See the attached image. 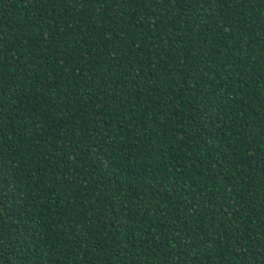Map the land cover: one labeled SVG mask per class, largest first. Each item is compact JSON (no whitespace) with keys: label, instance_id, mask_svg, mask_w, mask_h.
Segmentation results:
<instances>
[{"label":"trees","instance_id":"trees-1","mask_svg":"<svg viewBox=\"0 0 264 264\" xmlns=\"http://www.w3.org/2000/svg\"><path fill=\"white\" fill-rule=\"evenodd\" d=\"M0 264H264V0H0Z\"/></svg>","mask_w":264,"mask_h":264}]
</instances>
